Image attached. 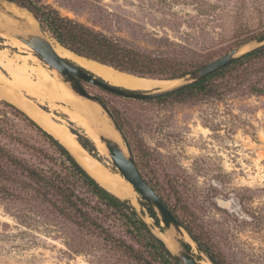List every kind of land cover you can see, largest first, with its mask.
<instances>
[{"label":"rangeland","instance_id":"374dc122","mask_svg":"<svg viewBox=\"0 0 264 264\" xmlns=\"http://www.w3.org/2000/svg\"><path fill=\"white\" fill-rule=\"evenodd\" d=\"M34 1L137 49L163 54L184 70L241 44L239 26H250L253 35L264 31V0ZM8 5L6 10L16 9ZM4 15L10 17L0 8V49L25 56L10 42L14 36L1 24ZM84 87L114 112L145 180L222 264H264V55L212 79L207 92L185 99H132L90 83ZM56 104L55 109L39 106L63 118L70 130L84 131L69 118L66 104ZM9 111L0 105V147L49 175L53 164L46 155L55 157L54 149ZM95 145L93 157L119 173ZM140 200L138 193L134 206L157 234L161 230ZM161 233L170 235L164 227ZM188 241L200 262L209 261ZM0 264L164 263L141 234L95 198L84 194L82 202L70 204L0 152Z\"/></svg>","mask_w":264,"mask_h":264},{"label":"trees","instance_id":"16d2710c","mask_svg":"<svg viewBox=\"0 0 264 264\" xmlns=\"http://www.w3.org/2000/svg\"><path fill=\"white\" fill-rule=\"evenodd\" d=\"M4 1L28 10L35 19L43 25L51 37L62 47L80 56L107 64L123 72L145 78L172 80L180 78L187 72L195 69H181L175 66L174 63L169 62L163 54L137 49L123 41L90 29L72 19L63 17L52 7L40 4L34 0ZM238 33L241 34L238 39L239 43L264 35V31L253 35L250 26L246 24L239 26ZM245 34L246 38L241 37ZM263 55L264 45L242 54L227 65L211 72L186 87L154 98L185 99L199 93L207 92L212 79L225 74L232 68H236ZM0 105L9 108L11 110L9 112L13 116L22 117L35 127L41 135L47 139L48 143L56 153L55 157L46 155L47 160L53 164V168L51 167L48 171L49 175H45L41 173L43 172V169L28 165L16 156L7 154L3 151V148L0 147V152H4L14 166L23 169L36 182L52 187L64 200L75 206L77 202L83 201L84 194L90 195L95 198L98 203H101L104 207L112 210L114 214L122 217L131 228L136 231V233L141 234L142 237L149 242L153 250L159 255L164 264H178L171 253L163 246L158 236L153 232L152 227L144 220L139 211L129 200L122 199L101 185L79 163L75 156L57 137L43 128L21 108L4 100L0 101ZM71 131L76 134L77 141L80 145L92 156L96 157L97 147L95 141L81 128H72ZM123 136L125 137L124 133ZM15 139L20 141L19 137H15ZM22 143L23 141H21V144ZM139 204L147 211L148 215L152 218L154 225L162 231L163 227L160 225L159 219L150 206L144 200H140ZM170 209L179 218L174 209L172 207H170ZM179 220L190 238L196 243L199 251L204 253L212 264H222L214 251L197 237L191 226L182 221L181 218H179Z\"/></svg>","mask_w":264,"mask_h":264},{"label":"bare ground","instance_id":"6f19581e","mask_svg":"<svg viewBox=\"0 0 264 264\" xmlns=\"http://www.w3.org/2000/svg\"><path fill=\"white\" fill-rule=\"evenodd\" d=\"M10 6L16 8L10 10L13 14L19 16L22 21H17L19 24L17 26L11 17L4 15L6 16V23H1L3 26L35 27L36 21L30 13L16 6ZM4 8L9 9L6 6ZM10 39V42L26 53V55H10L9 50L0 49V99H5L21 108L43 128L57 137L101 185L122 199L129 200L132 205L137 204L138 193L132 184L118 172L107 169L88 151L83 149L65 120L52 111L44 110L39 104H47L52 109L57 107V101L66 104L63 109L69 118L82 127L86 134L95 140L100 152L108 157L107 148L99 139L97 133L104 131L117 139L120 138L108 124L109 122L107 123L102 118L103 116L107 119L101 109L94 102L74 95L71 90L61 84L47 68V65L33 53V49L30 46L16 37H10ZM53 47L61 57L77 63L115 86L131 90H153L158 88L165 89L179 82L177 79H152L121 72L108 65L78 56L54 42ZM29 60H32L34 65H29ZM3 70L8 75H5ZM51 70L58 76L55 70ZM161 232L159 231L157 234L167 241L173 250L175 243L171 240L170 235ZM201 264L212 263L201 259Z\"/></svg>","mask_w":264,"mask_h":264},{"label":"water","instance_id":"95a60500","mask_svg":"<svg viewBox=\"0 0 264 264\" xmlns=\"http://www.w3.org/2000/svg\"><path fill=\"white\" fill-rule=\"evenodd\" d=\"M5 3L14 5L13 3L0 0V8L2 9V11L13 19H15L16 21H22L19 16L13 14L12 12L4 8ZM16 7L26 10L19 6ZM26 11L30 13L28 10ZM30 15L33 17V19H35V17L31 13ZM35 21L36 24L34 28H29L25 26L21 28L10 26L5 27V32L18 38L19 40L23 41L28 46H30L33 49V52L36 53L38 57L41 58L50 69H53L57 72L61 81L74 93V95L91 100L92 102H95L99 105V107L103 110L105 117L109 119V124L111 125L112 129L120 138L117 139L104 131H99L97 133L99 139L104 143L107 148L108 156L110 157L115 167L118 169L119 173L129 183L132 184L135 191L140 194L142 200H144L150 206V208L153 210V212L159 219L160 225L163 226L165 230L170 233V238L175 243V248L172 250L168 242L161 238L158 234H156L160 239L161 243L171 253V255L178 264H201L200 260L194 254L192 247H190L191 245L189 246L190 243L188 241V237L190 238V236L185 231L179 218L173 213V211L170 209L164 199L147 182V180H145V178L140 173L133 158L132 152L124 139L123 132L120 126L118 125L109 105L104 99H102L98 95L88 92L86 88L81 84L80 79L87 83L96 85L97 87L105 91L120 95L125 98H154L186 87L196 82L197 80L205 77L211 72L227 65L229 62L240 57L242 54L261 47L262 45H264V35L243 42L228 53H226L225 55L220 56L209 63H206L189 71L182 77L177 78L179 82L172 85L171 87L165 89L158 88L153 90H131L124 87L112 85L109 82H106L101 77L92 73L91 71L78 65L77 63L58 55L53 47V38L50 36L48 31H46L43 25L39 21H37V19H35ZM114 69L118 70L116 68Z\"/></svg>","mask_w":264,"mask_h":264},{"label":"flooded vegetation","instance_id":"af4514ba","mask_svg":"<svg viewBox=\"0 0 264 264\" xmlns=\"http://www.w3.org/2000/svg\"><path fill=\"white\" fill-rule=\"evenodd\" d=\"M80 82H81V84L84 86V83H87V82H85V81H83V80H81L80 79Z\"/></svg>","mask_w":264,"mask_h":264}]
</instances>
